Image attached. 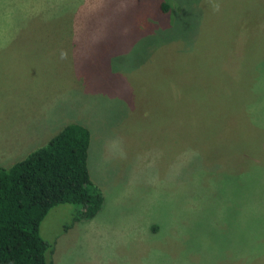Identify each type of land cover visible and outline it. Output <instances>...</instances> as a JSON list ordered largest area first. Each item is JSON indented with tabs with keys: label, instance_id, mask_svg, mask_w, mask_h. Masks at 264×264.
Instances as JSON below:
<instances>
[{
	"label": "rangeland",
	"instance_id": "rangeland-1",
	"mask_svg": "<svg viewBox=\"0 0 264 264\" xmlns=\"http://www.w3.org/2000/svg\"><path fill=\"white\" fill-rule=\"evenodd\" d=\"M72 122L104 201L48 261L264 264V0H0V167Z\"/></svg>",
	"mask_w": 264,
	"mask_h": 264
},
{
	"label": "trees",
	"instance_id": "trees-1",
	"mask_svg": "<svg viewBox=\"0 0 264 264\" xmlns=\"http://www.w3.org/2000/svg\"><path fill=\"white\" fill-rule=\"evenodd\" d=\"M160 7L169 10L164 2ZM89 145V129L72 122L44 146L0 167V264H54L47 260L51 245L39 234L49 209L73 204V222L92 219L101 209L103 194L87 166ZM239 238L240 245L247 240Z\"/></svg>",
	"mask_w": 264,
	"mask_h": 264
}]
</instances>
